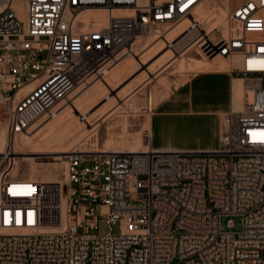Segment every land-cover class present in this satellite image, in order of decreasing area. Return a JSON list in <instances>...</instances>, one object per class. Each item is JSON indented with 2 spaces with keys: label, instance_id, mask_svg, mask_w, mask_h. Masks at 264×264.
<instances>
[{
  "label": "built area",
  "instance_id": "1",
  "mask_svg": "<svg viewBox=\"0 0 264 264\" xmlns=\"http://www.w3.org/2000/svg\"><path fill=\"white\" fill-rule=\"evenodd\" d=\"M227 1L226 24L210 29L200 12L225 0H0V264H264V0ZM93 10L107 22L86 30L79 16ZM186 22L159 40L175 51L192 38L184 51L236 63L244 83L219 149L156 150L147 133L138 153L71 151L63 183L21 174L16 137L57 118L149 34ZM228 216L242 231H223Z\"/></svg>",
  "mask_w": 264,
  "mask_h": 264
},
{
  "label": "rangeland",
  "instance_id": "2",
  "mask_svg": "<svg viewBox=\"0 0 264 264\" xmlns=\"http://www.w3.org/2000/svg\"><path fill=\"white\" fill-rule=\"evenodd\" d=\"M245 2L246 0H231V6L237 9ZM222 9L224 8H219V13ZM151 35L138 50L137 61L133 58L129 65L120 66L111 72L106 79L107 87L102 85L103 91L100 94L95 95L90 89L81 96L76 95L65 105L69 106L71 113L75 110L74 106L79 105L80 113L75 110V114L85 123L74 137L64 140L61 146L54 145L42 151L35 150L36 146L43 148L45 141L57 138L56 134L61 128H46L27 147H22L20 140L15 139V146L20 152L21 174L41 182L63 183L66 157L71 150L146 149L145 134L149 133V119L157 104L191 75L214 66L196 63L194 59L200 57L193 49L184 53L181 48H177L172 52V59L168 60L162 54L170 49L160 50L162 43L155 40L157 34L153 32ZM66 117L68 114L59 115L50 126L59 127ZM229 223L233 224V229L228 226ZM221 224L223 231L240 232L243 229L240 216L223 217ZM101 230L106 231L107 225L101 224ZM114 231L119 232V225L114 226Z\"/></svg>",
  "mask_w": 264,
  "mask_h": 264
},
{
  "label": "crops",
  "instance_id": "3",
  "mask_svg": "<svg viewBox=\"0 0 264 264\" xmlns=\"http://www.w3.org/2000/svg\"><path fill=\"white\" fill-rule=\"evenodd\" d=\"M235 64L194 73L157 104L149 119L153 149L184 152L219 149L222 120L237 109L235 87L239 82L241 86L244 84L235 72L238 69Z\"/></svg>",
  "mask_w": 264,
  "mask_h": 264
},
{
  "label": "bare ground",
  "instance_id": "4",
  "mask_svg": "<svg viewBox=\"0 0 264 264\" xmlns=\"http://www.w3.org/2000/svg\"><path fill=\"white\" fill-rule=\"evenodd\" d=\"M220 7L221 8H224V9L221 10L222 11L221 13H219V8ZM229 9H230V6L228 5V1L225 0L224 5H220L219 4L218 6H208L207 8L203 9L200 12V19H202L203 21H206L207 23H209L210 24V29H212L214 27H217L219 25H225L226 24L227 17L229 15ZM123 14L128 15L129 12H124ZM107 17H108V13L106 11H104V10H93V11H87V12L81 14L79 16V19L84 22L83 28L87 30V29L91 28V22L92 21H95L96 24H98L99 26L105 25L106 22H107ZM186 26H187V22L186 23H183L180 26H178L176 29H166L164 32H162V35H159V36L156 35L155 40L156 41H160L162 43V47H161L160 50L167 49V46L165 45V41L164 40H159L160 37L166 36L167 39L170 40V41L174 40L175 38H180L181 35H182L181 34L182 33V30ZM151 34H149V35H151ZM192 42H193L192 41V38H188V37L182 38L178 42V44L176 46V49L177 48H181L184 53H187V52L191 51L192 48H190V49H188L186 51H184V49L187 46H189ZM157 44H153V45H157ZM156 51H158V49ZM172 52H174V51L168 50V51H166L164 53L162 52L163 53L162 54V57L163 56H166L168 58V60H170V59H172ZM137 56H138V53H137ZM137 56L130 55V56L124 57L121 60V62H119L117 64V66H115V68L111 72H114L115 70L119 69L120 66L122 67L124 65L125 66L129 65L133 61V58L134 59L136 58V61H137ZM159 58H160V56H159ZM194 61L196 63H198L199 65H201V66H202V63H204V64H212V65H214L213 68H216V69L217 68L219 69L220 67L221 68L230 67L229 60H226V59L221 58V57L218 58V59H216V61H214V62L206 61V60H204L202 58L194 59ZM145 63H146V61H145ZM182 66H183V64H182ZM102 85H104L105 87H107L106 80H97L91 86H89L87 89H84V90L82 88L81 89H78L75 92V94L73 95V99H74V97H76V95L79 94L81 96V95H83L84 93H86L90 89L92 90L91 93H93L95 95L100 94L103 91ZM242 92H243V84L241 86V82H239L238 85L235 87V105H236L235 108H237V109H240L242 107V97H243V93ZM80 96H78V97H80ZM67 103H63L60 106V113H59V115L60 116H62V115L65 116V115L68 114V117H66L61 122V124H60L59 127H54V126L51 127L50 126L54 122V120L56 119L55 118V119H52L49 122L45 123L43 126L36 127L31 132V134H29V135L28 134H23V135H20V136L16 137L17 139L20 140L22 147H27V146L32 145L34 139L41 132H43L46 128H50V130L55 129V128H61V130H60V132H58L56 134L57 135L56 136L57 138H52V139H49V140L45 141L43 148H39L38 146H36L35 150H37V151L45 150V149H47V148H49L51 146H54V145L61 146V144H62V142L64 140L69 139L71 137H74L79 131H81L82 130L81 129V125H85V123L81 122L80 117L77 114H75V110H76V112L80 113V110H81L80 109V106L79 105H76V107L74 106V109L75 110H74V112L72 110V113H71L68 110L69 106L68 107L65 106V105H67ZM62 108H63V110L61 111ZM0 138L2 140H4V138H5L4 132H2L0 134ZM16 149H17V147H16ZM71 151H73V150H71ZM71 151H69V153ZM82 151L89 152L90 150H82ZM110 151H126V150H110ZM142 151H144V150H141V151H130V152L138 153V152H142ZM95 152H107V151H104L103 149L102 150H99L98 149V150H95ZM17 153L20 154V152H17ZM68 154H67V156H68ZM19 157H20V155H19ZM66 164H67V159H66Z\"/></svg>",
  "mask_w": 264,
  "mask_h": 264
}]
</instances>
